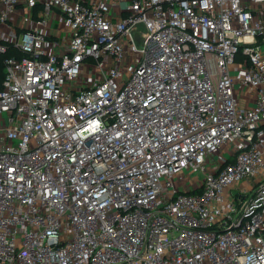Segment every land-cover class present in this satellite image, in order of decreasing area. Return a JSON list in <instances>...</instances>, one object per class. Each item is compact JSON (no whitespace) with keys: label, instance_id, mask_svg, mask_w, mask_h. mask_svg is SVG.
<instances>
[{"label":"built area","instance_id":"built-area-1","mask_svg":"<svg viewBox=\"0 0 264 264\" xmlns=\"http://www.w3.org/2000/svg\"><path fill=\"white\" fill-rule=\"evenodd\" d=\"M119 1L0 0V264H264V0Z\"/></svg>","mask_w":264,"mask_h":264},{"label":"crops","instance_id":"crops-1","mask_svg":"<svg viewBox=\"0 0 264 264\" xmlns=\"http://www.w3.org/2000/svg\"><path fill=\"white\" fill-rule=\"evenodd\" d=\"M130 4V1L122 0L117 3L115 6L114 19L117 20L120 17L126 16L127 14V5ZM69 24L65 18L56 17L54 21V26L51 34L47 36L49 41L47 49L50 52H58L64 48L65 39L68 36Z\"/></svg>","mask_w":264,"mask_h":264},{"label":"trees","instance_id":"trees-1","mask_svg":"<svg viewBox=\"0 0 264 264\" xmlns=\"http://www.w3.org/2000/svg\"><path fill=\"white\" fill-rule=\"evenodd\" d=\"M14 54L20 57L24 56V53L16 49L14 46H9L6 52L0 53V85H2L5 79V76H6L5 59L8 56H11Z\"/></svg>","mask_w":264,"mask_h":264},{"label":"rangeland","instance_id":"rangeland-1","mask_svg":"<svg viewBox=\"0 0 264 264\" xmlns=\"http://www.w3.org/2000/svg\"><path fill=\"white\" fill-rule=\"evenodd\" d=\"M135 53H133V55H134ZM133 55L131 56V57H133ZM195 175H196V173L194 172L193 173V176L195 177ZM238 192H239V188L237 187V188H234L233 189V191H232V193H234V194H238Z\"/></svg>","mask_w":264,"mask_h":264}]
</instances>
